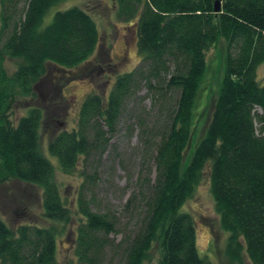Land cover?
Instances as JSON below:
<instances>
[{
    "label": "trees",
    "instance_id": "obj_1",
    "mask_svg": "<svg viewBox=\"0 0 264 264\" xmlns=\"http://www.w3.org/2000/svg\"><path fill=\"white\" fill-rule=\"evenodd\" d=\"M62 1L0 0V187L18 181L38 188L41 216L50 223L11 229L0 217V264H59L57 240L73 222L75 264H207L193 217L181 212L205 170L228 234L225 257L242 264L245 254L251 264H264V85L256 80L264 63V0H220L218 13V0H114L116 17L135 25L140 61L115 77L106 96L88 94L75 128L48 143L59 171L78 170L82 178L77 221L39 148L42 109L30 108L15 125L10 120L18 100L36 96L47 64L73 71L96 50L99 32L86 10L56 11L44 22ZM219 37L226 44L223 77L188 158L206 53ZM5 57L22 60L10 75ZM135 130L141 147L133 192L120 217L94 210L88 194L103 178L104 163L111 170L118 160L116 138Z\"/></svg>",
    "mask_w": 264,
    "mask_h": 264
},
{
    "label": "rangeland",
    "instance_id": "obj_2",
    "mask_svg": "<svg viewBox=\"0 0 264 264\" xmlns=\"http://www.w3.org/2000/svg\"><path fill=\"white\" fill-rule=\"evenodd\" d=\"M71 7L86 10L96 23L99 42L93 56L73 71L47 64L45 75L35 86L36 96L18 100L10 112V120L15 125L20 117L28 115L30 108L42 109L39 148L42 155L54 166L55 179L61 195L72 208L73 219L77 221L74 205L82 178L78 170L72 175H64L59 171L57 159L48 153V143L60 130L75 128L78 110L86 96L92 92H99L106 96L115 77L118 74L130 72L139 63L140 55L136 45L135 25L133 22H125L116 17L114 0H63L58 7H53L49 11L44 22L49 23L56 11ZM225 57L226 44L224 39L219 37L206 53L205 70L192 109V138L185 157L190 158L204 135L219 92ZM21 63V59L5 57L3 67L10 75ZM256 80L259 85H264V63L257 68ZM145 103L149 108L150 102ZM115 143L117 146L115 155L118 156V160L111 170L107 168V163H104V168L100 170L104 176L92 194H88V200L94 205V210L110 211L120 217L124 205L136 186L141 146L137 140V130L130 138L121 131ZM151 177H154L153 168ZM40 199L41 192L38 188L18 181L6 182L0 187V217L11 229L27 222L46 227L50 223L41 216ZM181 212L193 217L196 246L200 257L205 259L207 264H232L224 254L228 234L222 231L219 225V218L209 191L207 170ZM125 222L126 220L121 219V223ZM74 227L73 222L57 240L59 264H75L76 262L73 253ZM241 263L251 264L245 254L241 256Z\"/></svg>",
    "mask_w": 264,
    "mask_h": 264
},
{
    "label": "water",
    "instance_id": "obj_3",
    "mask_svg": "<svg viewBox=\"0 0 264 264\" xmlns=\"http://www.w3.org/2000/svg\"><path fill=\"white\" fill-rule=\"evenodd\" d=\"M220 0L216 1L215 2V5H214V12L218 13L220 11Z\"/></svg>",
    "mask_w": 264,
    "mask_h": 264
}]
</instances>
